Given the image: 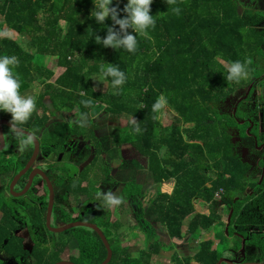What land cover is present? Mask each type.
Listing matches in <instances>:
<instances>
[{
	"label": "trees",
	"instance_id": "obj_1",
	"mask_svg": "<svg viewBox=\"0 0 264 264\" xmlns=\"http://www.w3.org/2000/svg\"><path fill=\"white\" fill-rule=\"evenodd\" d=\"M126 3L127 0H114L121 18L126 15L122 12ZM176 6L181 9L179 15L172 12ZM93 8V0H0V56L17 58L14 74L21 82L20 94L40 78L46 82L31 118L24 125L33 124L41 130L45 121L48 123L61 110L78 111L80 117L91 121V110L97 104L104 105L109 118L126 120L107 138L106 152L121 159V171H130L120 201H130L135 230L141 229L145 240L148 239L147 247L136 257L127 246H122L118 231L123 225L111 219L112 205L97 193L100 183L108 180L106 168L82 192L90 201L97 199L100 203V207L87 206L86 220L100 227L108 239L113 251L108 264H156L155 258L166 245L160 241L156 223L166 228L171 239L182 242L198 240L203 231L212 229L219 243L225 239L233 241L235 231L249 236L255 224L247 210L250 206L241 213L243 203L233 204L235 196L248 186V164L235 152L229 131L238 128L246 138V124L223 112L221 106L237 86H246L264 76L257 63L264 61V28H260L263 18L241 7L239 0H175L169 6L165 0H153L151 14L156 27L149 30L150 38L138 37L136 51L128 53L95 43L94 35L103 38L107 29L92 19ZM106 23L112 24L111 20ZM4 25L23 39L27 36L28 48L17 38L2 36ZM37 57L46 62L37 63ZM49 59H55L56 65L64 69L54 81L51 80L55 70L48 65ZM237 60L245 63L248 73L238 83L226 79L227 67ZM107 63L117 65L126 79L118 88L112 87L110 78L106 79L109 88L101 92L92 78L99 75L100 65ZM45 97L50 99L46 108ZM161 97L165 99L164 106L153 112V104ZM250 101L251 97L247 98L244 106ZM3 118L12 119L9 113L0 112V120ZM167 119H171L169 125ZM71 127L60 121L50 124L46 143L52 142V152L59 154L70 134L83 133L82 129ZM85 179L80 178L76 186ZM71 181L74 182L70 180L68 184ZM56 182L58 186L65 184L61 178H56ZM170 182L171 191L159 188L149 197L148 186ZM198 203L207 212L199 211ZM223 203L234 207L229 226L220 212ZM186 219L189 221L184 228ZM70 220L61 218L64 223ZM6 235L0 230V250L22 256V240ZM251 238L252 244L260 243L256 237ZM73 239L79 245L80 256L71 261L101 264L106 259L102 239L86 227L62 232L51 246L37 245L32 254L38 264L57 263ZM232 241L222 251V246H215L212 238L200 240L193 255L182 256L175 251L170 264H193L192 260L196 264H216L227 256V251H239L242 244L238 246Z\"/></svg>",
	"mask_w": 264,
	"mask_h": 264
},
{
	"label": "flooded vegetation",
	"instance_id": "obj_2",
	"mask_svg": "<svg viewBox=\"0 0 264 264\" xmlns=\"http://www.w3.org/2000/svg\"><path fill=\"white\" fill-rule=\"evenodd\" d=\"M253 6L246 7V9H250L254 13H258L263 18V22L260 24V28H264V11L260 12L259 10H256L258 9L257 6ZM262 64H264V61H262ZM263 77L264 76H262L261 80H253L251 81V83L249 81V84L246 86H237L236 90L232 92L229 97H227L224 104L221 106L223 112L233 115L241 124H246L247 132V137L245 138L240 135V130L238 128L229 130L232 135V140L235 143V152L242 161L248 164L246 173L248 186L243 193L235 196V198L233 199V204L235 206L237 202L243 203L241 213L245 211V208L247 206H250V208H248L247 210L251 211L252 216L255 220V224L252 226L251 231L248 233L249 236L244 235V233L241 231H235L236 236L239 238V240H241L242 246L240 245L238 249L239 251L237 252L233 250L229 251L231 256H225L232 259L238 264L249 262L264 264ZM38 89V94H34L35 91H33L30 95L31 97H33L35 102L37 101L38 95L41 92V88ZM240 90H246V92L240 96L238 94ZM233 95L238 97L232 110L228 111L225 109V107L227 101ZM249 97H251L250 103L244 106V104L248 103L246 101ZM43 102L45 103L46 108V104H48L46 103V97L43 99ZM253 109H255L256 111H252ZM62 115H64V118L61 117ZM99 115H101V112L96 115L97 117L93 116L91 110L90 121L80 117L78 111L67 112L66 110H61L55 112V115L50 117L48 123H46L45 121V123L43 124L44 126L41 128V130L35 128L33 124L20 125V128L34 134L40 144L39 152L34 159V162L27 169L26 167L30 159L33 157L35 150L33 139L31 144L22 146V137L25 138L29 136L17 132L7 125H3L5 144L0 153L5 156V159L4 163L0 164V225H3V227H0V230H2V233H6V236L8 237L20 238L22 240L23 249L25 251L22 256L15 257L7 253L6 251L0 250V260L3 262V264H38L32 254V251L35 246L38 245L46 247L48 243H46V245L37 244L35 242L33 243L29 240V238L31 236L40 235L46 237V231L49 230L47 226L49 211L48 209L51 194L49 181L52 184L54 190V205L52 216L54 214V208L55 206H57L56 214L59 217V223L56 224V226L75 221L89 222L86 220V218L89 216V214H86L87 206L98 204L100 207V203L97 199L90 201L87 194H85V192H82V188H89L90 182L96 181L97 178L101 177L105 173L104 170L106 168L109 169L108 180H103L102 183H100V189L98 190L99 193H101L102 195L110 194L118 186L119 183H124V185L126 184V180H128L130 175V171L125 169H122L123 171H121L119 169L121 159L111 157L110 152H106L108 148L107 138L111 137L115 128L119 127L121 124L114 122L112 118H102ZM59 121L72 126L71 128H73V130L82 129L83 133L81 134L77 131L78 133L70 134V137L64 143L63 149L59 152V154H55V152H52L51 146H54L52 142L46 143V130L49 131V126L51 123H56ZM5 127H8V129H5ZM106 128H110V130H113H108L106 131V133H104V129ZM31 149L32 151H30ZM65 159H67V163L70 164L73 168H67L65 166ZM88 161L89 163L84 166V164ZM113 163L117 164V170H115V172L120 179L115 178V172L111 167V165L113 166ZM25 169V173L21 174L17 181H14L16 176L19 173L23 172ZM73 169H75L76 171H74ZM143 173L144 172H142L141 174ZM83 176L87 177V179L83 180L80 186H76V183ZM56 178H61L63 181H65V184H63L64 186H58ZM70 180H73L74 182L71 181L70 183L72 184H68ZM12 184L13 188L11 189ZM124 185L121 189L122 193ZM149 187L151 186H148V189ZM154 188L159 189V187ZM252 195H254V198L250 199ZM130 205L132 206L131 203ZM220 211L222 217L223 215L227 216L226 220H224L223 217V221L226 222L229 226L234 212V207H230V205H228L227 203H223L220 207ZM63 217L70 218L71 220L67 223H64L61 221V218ZM134 220L135 222L133 224V229L135 232H137V230H135L134 228L136 224L135 216ZM121 228L119 229L118 233H120ZM140 232L144 234L143 231ZM252 236L260 240V243H258L257 245L252 244ZM25 240H28L27 245L25 244ZM29 244H31L30 248L28 247ZM51 245L52 243L49 246ZM122 246H127L130 252L131 248L128 245L122 243ZM67 249L68 247L65 250ZM244 249L245 251L243 253ZM76 253L70 254L69 257L65 260L71 261V258H78L80 256V250ZM62 257L64 259L65 251Z\"/></svg>",
	"mask_w": 264,
	"mask_h": 264
},
{
	"label": "clouds",
	"instance_id": "obj_3",
	"mask_svg": "<svg viewBox=\"0 0 264 264\" xmlns=\"http://www.w3.org/2000/svg\"><path fill=\"white\" fill-rule=\"evenodd\" d=\"M169 5H174L175 0H165ZM153 0H127L122 12L126 15L121 18V10L114 0H93L94 8L91 17L99 26L103 25L107 29L106 36L101 38L94 35V41L101 47H111L115 50L122 49L128 53H134L137 49L138 37L150 38L149 30L156 27L155 16L151 14V4ZM181 9L172 7L175 15L180 14ZM111 20L109 26L106 21ZM118 26V28H117ZM129 29L132 32H129ZM18 64L15 56H0V112L11 115L12 128L19 130V126L26 123L32 116L35 109V101L31 96L20 94L21 82L18 75L14 74V68ZM245 63L237 60L227 67L228 81L239 82L247 77ZM101 81L111 79L113 88H118L125 83V73L117 65L110 63L101 64L99 71ZM85 103H91L86 101ZM165 104L163 97L159 98L152 106V111H159ZM32 137L21 139V145L31 144ZM121 201L113 194H106L108 205H118Z\"/></svg>",
	"mask_w": 264,
	"mask_h": 264
},
{
	"label": "rangeland",
	"instance_id": "obj_4",
	"mask_svg": "<svg viewBox=\"0 0 264 264\" xmlns=\"http://www.w3.org/2000/svg\"><path fill=\"white\" fill-rule=\"evenodd\" d=\"M239 1H240V6L241 7H245L246 8V7H251V6L255 5V6L258 7V9H256V10H259L260 12L264 11V0H239ZM253 8H254V6H253ZM0 18H2V17L0 16ZM4 26H5V28L3 29L2 36L7 35V36H10L12 38H17V39L20 40L21 44L25 48H28V46H27L28 37L27 36L24 37V39H23L21 36L19 37L18 33H15L13 31L7 29L6 25H4ZM35 61L37 63H39L41 61L46 62V59H44V58L43 59H38V57H37L35 59ZM47 62H48V65L55 70V76L51 80V81H54L62 73V71L64 69L56 65L55 59H49V61L47 60ZM257 63L259 65V67L264 70V64H262V62H259L258 60H257ZM42 81H43V79H41V78L38 79L36 82H34L31 85L30 90H27V92H25V93H23L21 95L30 96L33 91H35L34 94H38V92H39L38 88H41V90L46 88V82H44V84H43ZM92 82L94 83L95 88L98 91L105 92L109 88V84L105 80L101 81L100 78H99V75L94 76L92 78ZM42 84H43V86H42ZM245 92H246V90H240L238 92V94L241 96ZM237 97L238 96H235V95L230 97V99L227 101V104H226V107H225L226 110H228V111L232 110ZM49 102H50V99L46 98V103H49ZM103 108H104L103 104L96 105V107H94L92 109V115L96 116L99 112H101V115H99L100 117L109 118L107 113L104 112ZM61 117L64 118V115H62ZM123 119H113V121L117 122V123H120V124H124V123H126V120H123ZM170 120L171 119H167L166 120V124L167 125L170 124ZM108 130H110V128L109 129L108 128L104 129V133H106V131H108ZM112 130L113 129H111L110 131H112ZM102 134H103V132H102ZM4 159H5V156L2 155V153H0V164L4 163ZM115 162H118V161H115ZM64 163H65V166L67 168H73V167H71L70 164L67 163V159L64 160ZM111 167L113 168L114 172H115V170H117V168H116L117 164L113 163V166L111 165ZM73 170L76 171L75 169H73ZM138 173H141V172H137V174ZM139 177H140V175H139ZM115 178L116 179H120L118 177V175L116 174V172H115ZM97 184H98V182H97ZM171 184H172V182H170V183H168L166 185H160V186H157V187L162 188L164 190H170L171 191V188L173 187V184L172 185ZM123 185H124V183H119L118 186L110 194H113L119 200L121 198H123L122 196H124V195L121 192V189H122ZM157 189L158 188L149 187L148 191H149V197L150 198L153 197L156 194L155 192H156ZM159 190H161V189H159ZM97 193H99V192L97 191ZM99 195H101L100 197L102 199H106V194L102 195L101 193H99ZM197 208H198L199 211L204 210L205 212H207L205 209H203L204 206L199 204V203L197 205ZM111 209H112V217H111V219L113 221L114 220H118V221L122 222V224H123V227L120 230L122 243H124L125 245H128L131 248L130 252H131V254L133 256H137L138 252L142 248L145 249L147 247V239L148 238H146V240H145V238H144L145 234L140 232V231H142L141 229H137V232L134 231L133 224H134L135 220H134L133 208L130 205V202L125 199V201L123 203L120 202L118 205H112ZM56 210H57V206H55V208H54V214H53L52 219H51L53 227H55L56 224L59 223V217L56 214ZM223 217H224V220L227 219V216L223 215ZM187 224H188V219H186L185 222H184V228L187 227ZM155 227L158 230V234L160 236V241L162 243L166 244L165 247H163L162 250L160 251V253L157 256V258H155V263L156 264H169L170 258H171L172 254L175 251L180 253L182 256L193 255L195 253L196 249H197L198 241H200V240L212 238V240H214V242H215V246L219 243V240L218 239L215 240V237H214L215 236V229H212V230L207 231V232L203 231L200 235L197 236L198 240H193L191 242H181V241H178V240H175V239H171L168 236V234H167L166 228L163 227L160 223H156ZM134 228H136V224H135ZM48 229H49V227H48ZM222 229H223L222 227L219 228V230H222ZM61 233L62 232H60V233L52 232L49 229L48 231H46V234H47L46 237H44L43 235L31 236L29 238V240L32 241L33 243L35 242L37 244L46 245V243H48V245H50L51 243H53V239H55V238L57 239ZM220 237H222V235H220ZM25 241H26L25 244L27 245L28 244V240H25ZM231 241H232V239H228L227 241L225 239L224 242L219 243V246L220 247L222 246V249H223L222 251L226 250L225 249L226 248L225 245H228ZM232 242L233 243H238V246L241 244V240H239V238L236 237V236L233 238ZM30 246H31V244H29L28 247L30 248ZM76 252H79V245H78L77 241L75 239H73L69 243L68 249L65 250L64 259H67L70 254H73V253L75 254ZM226 254L231 256V254L228 251L226 252ZM192 263L196 264L193 260H192Z\"/></svg>",
	"mask_w": 264,
	"mask_h": 264
},
{
	"label": "water",
	"instance_id": "obj_5",
	"mask_svg": "<svg viewBox=\"0 0 264 264\" xmlns=\"http://www.w3.org/2000/svg\"><path fill=\"white\" fill-rule=\"evenodd\" d=\"M3 125H7V126L12 128V124H11L10 120H8L6 118L0 120V151L3 149L4 144H5V136H4ZM12 129H14L15 131L20 132L22 134H25L27 136H30L33 139V142H34V145H35V150H34L33 157L30 159V161H29V163H28V165L26 167V169H27L34 162V159L36 158V156H37V154L39 152V148H40L39 141L34 136V134H32L31 132H29L27 130H24V129L20 128V127H19V130L15 129V128H12ZM89 161L86 162L84 164V166H86L89 163ZM26 169L23 172L19 173L16 176V178L14 179V181H17L18 178L21 176V174L25 173ZM49 185H50V190H51L50 191L51 192V194H50V203H49V209H48L49 211H48V218H47V226L49 227V229L52 232H56V233L64 232L66 230H69V229L74 228V227H79V226L87 227V228H90V229L94 230L100 236V238L102 239L104 245L107 248V257L101 264H108L111 261L112 257H113V251L111 249L110 243H109L108 239L106 238L105 234L103 233V231L96 224H93V223H90V222H84V221H75V222H70V223H67V224H61V225L55 226V227L52 226L51 218H52L53 205H54V190H53V186L50 183V181H49ZM12 188H13V184L11 185V189ZM229 220H230V218H229ZM244 251H245V249L243 250V253H244ZM223 263H225V264H238V263H236L235 261H233L232 259H230L228 257L220 258L219 261L216 264H223ZM54 264H76V263H74L72 261H69V260L63 259V260H61V261H59L57 263H54ZM244 264H262V263L249 262V263H244Z\"/></svg>",
	"mask_w": 264,
	"mask_h": 264
},
{
	"label": "crops",
	"instance_id": "obj_6",
	"mask_svg": "<svg viewBox=\"0 0 264 264\" xmlns=\"http://www.w3.org/2000/svg\"><path fill=\"white\" fill-rule=\"evenodd\" d=\"M3 20V18H0V21H2ZM4 28H5V26H4ZM3 28V29H4ZM8 29V28H7ZM10 30V29H9ZM30 90V89H29ZM27 92V91H26ZM25 93V92H24ZM204 209V208H203ZM188 221H189V219H188ZM188 225V224H187ZM168 234V233H167ZM169 236V235H168ZM182 242V241H181ZM180 254V253H179ZM181 255V254H180ZM169 264H170V261H169Z\"/></svg>",
	"mask_w": 264,
	"mask_h": 264
}]
</instances>
